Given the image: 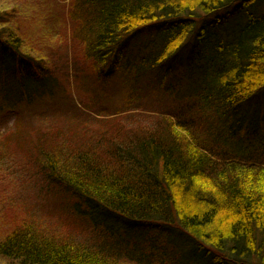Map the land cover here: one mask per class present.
Segmentation results:
<instances>
[{"label": "trees", "instance_id": "16d2710c", "mask_svg": "<svg viewBox=\"0 0 264 264\" xmlns=\"http://www.w3.org/2000/svg\"><path fill=\"white\" fill-rule=\"evenodd\" d=\"M262 1L71 0L85 56L103 88H114L86 111L43 60L22 54L19 34L0 32V70L14 71L10 82L0 77V120L50 119L49 134L26 132L35 138L25 152L58 216L92 235H52L25 222L0 241V257L264 264V113L241 117L264 93V16L247 12L225 36L206 21L219 25L224 12L235 16L232 4L244 10ZM149 27L156 32L141 33ZM189 46L187 71L163 74ZM6 54L11 68L1 61ZM112 93L121 101L113 103ZM117 229L136 238L131 250L118 247Z\"/></svg>", "mask_w": 264, "mask_h": 264}, {"label": "rangeland", "instance_id": "374dc122", "mask_svg": "<svg viewBox=\"0 0 264 264\" xmlns=\"http://www.w3.org/2000/svg\"><path fill=\"white\" fill-rule=\"evenodd\" d=\"M239 3L232 4L228 9L229 12L236 11L235 16L224 19V12L219 25L212 17L206 19L207 23L215 24V32L225 36L231 33L230 26L236 25V19L243 17L246 23L247 12H252L259 17L264 16V1L244 10H241L243 8ZM73 8L71 0H0V14H4L3 21H0V32H5L8 36L10 32L19 34L23 38L25 50L22 54L25 56L29 54L36 59L43 60L56 74L55 77L59 81L58 88L72 95L77 107L86 111V108L91 109L94 97L105 99L104 95L114 88L111 85L104 89L103 86L106 84H101L97 80L91 68L92 62L85 56V44L80 40L81 37L79 39L75 35L79 32L80 26L79 22L73 18ZM80 20L83 19L80 17ZM203 25L205 22L197 28V35ZM155 29L156 27H149L141 33L150 31L154 34ZM156 39L160 40V37L156 35ZM140 40L143 39L140 38ZM227 40L229 38L225 41ZM20 47L23 45L20 44ZM192 50L191 46L181 50L172 61L170 68L166 65L161 69L162 73H167L168 69H171L170 78L182 76L187 71ZM12 60V54H6L1 59L8 63L9 68L14 65ZM13 74L14 71L11 69L5 72L0 70L1 79L7 82H10ZM14 91L16 92L17 89ZM110 99L113 103L120 102L122 95L112 93ZM260 112L264 113V93L260 98H255L242 108L241 117L248 118V115ZM49 120L48 118L43 119L42 122L40 119L29 121L25 116L22 118L14 114L0 120V241L25 222L52 235H67L71 232L72 235H76V238L82 237V240L92 238L89 232L74 230L70 219L67 221L69 223L66 222L67 216L61 218L58 216L60 210L55 209V205L49 202L45 190L38 187L41 183L40 171L36 168L38 163L31 164L28 151L25 152L27 145L33 144L35 138V136L32 139L26 138V132L29 129L42 131L45 127L47 132L48 128L54 126ZM120 232L121 229H117L118 235L114 237L118 241V247L122 248L126 244V247L131 250L132 240L136 238L125 230ZM94 239L98 241L93 242L100 241L96 236ZM185 245H181L180 249L185 248ZM0 264L20 263L0 257ZM121 264L137 263L122 256Z\"/></svg>", "mask_w": 264, "mask_h": 264}]
</instances>
